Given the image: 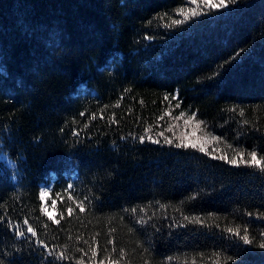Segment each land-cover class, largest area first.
Returning <instances> with one entry per match:
<instances>
[{"label": "trees", "instance_id": "16d2710c", "mask_svg": "<svg viewBox=\"0 0 264 264\" xmlns=\"http://www.w3.org/2000/svg\"><path fill=\"white\" fill-rule=\"evenodd\" d=\"M252 151L264 0H0V264H264Z\"/></svg>", "mask_w": 264, "mask_h": 264}, {"label": "snow or ice", "instance_id": "6c2138e0", "mask_svg": "<svg viewBox=\"0 0 264 264\" xmlns=\"http://www.w3.org/2000/svg\"><path fill=\"white\" fill-rule=\"evenodd\" d=\"M200 2L204 5H208V7L212 10H218V9L227 8L229 6V4L235 3L236 0H217V2H213V0H200ZM197 14L204 15L205 13L204 12H200V13L193 12L192 13V15H197ZM188 18H189L188 16H185V19H188ZM173 23L179 24V23H181V21L176 20V21H173ZM175 98L176 97H173V99H175ZM165 99L167 100L168 97L165 96ZM181 115H183V113H181ZM193 116H195V113L193 114ZM161 135H163V133H161ZM149 139H151V138H149ZM214 139H216V138H214ZM165 140L167 143H172V141L170 139H168L167 137L165 138ZM141 142H143V137H141ZM152 142L159 143L158 140H153ZM176 146L177 147H182V146L183 147H193V148L198 147V145L195 143L190 144V145L177 144ZM199 150L200 151H206V149L202 146H200ZM247 155L249 157V159H247V160H245L243 158V154L241 153L239 159H232L229 161V163H232L234 165H239L240 163H243V164H246L249 166L259 167L262 171H264V158H258L256 151L249 152ZM221 158H224V157H221ZM43 196H44V192L41 191V197H43ZM69 212H71V209H69ZM185 219H187V217ZM32 231H33L32 228L28 229V232L31 233ZM229 231H231V229H229ZM243 240H244L245 244L250 243L247 236H244ZM260 247L264 248V244H261Z\"/></svg>", "mask_w": 264, "mask_h": 264}, {"label": "rangeland", "instance_id": "374dc122", "mask_svg": "<svg viewBox=\"0 0 264 264\" xmlns=\"http://www.w3.org/2000/svg\"><path fill=\"white\" fill-rule=\"evenodd\" d=\"M186 137H192V138H196V137H194L195 135H196V130L195 129H193L192 127H188V130L185 132V133H183ZM43 192H44V196H45V190L43 189L42 190ZM43 196V197H44Z\"/></svg>", "mask_w": 264, "mask_h": 264}]
</instances>
